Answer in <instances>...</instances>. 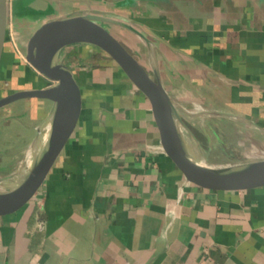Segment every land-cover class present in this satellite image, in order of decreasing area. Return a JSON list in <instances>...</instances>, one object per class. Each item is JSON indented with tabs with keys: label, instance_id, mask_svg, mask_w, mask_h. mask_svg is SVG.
<instances>
[{
	"label": "crops",
	"instance_id": "0c3cea01",
	"mask_svg": "<svg viewBox=\"0 0 264 264\" xmlns=\"http://www.w3.org/2000/svg\"><path fill=\"white\" fill-rule=\"evenodd\" d=\"M12 1L2 82L13 72L18 83L19 71L31 84L47 81L23 56L43 22L118 20L147 39L104 23L158 73L199 154L215 166L264 159V0H39L43 11ZM61 60L80 88V113L34 196L0 213V264H264V186L189 179L160 115L108 55L72 44ZM51 106L24 98L0 108V177L23 163Z\"/></svg>",
	"mask_w": 264,
	"mask_h": 264
},
{
	"label": "water",
	"instance_id": "95a60500",
	"mask_svg": "<svg viewBox=\"0 0 264 264\" xmlns=\"http://www.w3.org/2000/svg\"><path fill=\"white\" fill-rule=\"evenodd\" d=\"M11 5L14 8L20 5L34 11L44 10L39 0H13ZM8 7V0H0V61ZM104 23L123 26L142 40H147L130 25L93 14L49 19L28 38L24 60L49 84L20 89L0 97V108L24 98L48 99L52 106L37 126L23 163L0 177V213L19 208L34 196L74 130L81 108V92L70 67L61 60V51L72 44H89L103 51L146 97L160 115L172 153L189 179L216 189L244 190L264 186V159L234 166H215L193 148L191 132L180 113L182 109L166 92L158 73L154 71L155 77H150Z\"/></svg>",
	"mask_w": 264,
	"mask_h": 264
},
{
	"label": "rangeland",
	"instance_id": "374dc122",
	"mask_svg": "<svg viewBox=\"0 0 264 264\" xmlns=\"http://www.w3.org/2000/svg\"><path fill=\"white\" fill-rule=\"evenodd\" d=\"M23 56H24V54H23ZM107 56V55H106ZM145 71L147 72V74L150 76V77H152L151 76V73L148 71V70H146L145 69ZM19 77L18 78H20L19 80V82L17 83L16 82V78H15V75H14V73L12 72V77H10V81L8 80L7 82H2L3 81V77H4V72L0 69V97H3V96H5L6 94H9V93H12V92H14V91H17V90H20V89H29V88H31L33 85H35V83H30V82H26L25 81V79L24 78H26V76L27 77H29L30 75H29V73L27 72V71H25V72H21V71H19ZM25 76V77H24ZM152 78H154V77H152ZM27 79V78H26ZM48 81H42V82H40L39 83V85L37 84V85H35L36 87H42L43 85H46V84H48L47 83ZM23 101H20L18 104H17V108H18V110L19 111H21V110H23V104L24 103H22ZM14 118H10V119H7L5 122L6 123H8L9 121L11 122V121H13L14 122ZM28 122H24L23 124H22V126H24L25 124H27ZM15 129V128H14ZM16 129H18V128H16ZM12 130H13V128H12ZM19 130V129H18ZM19 133H21L20 132V130L19 131H17V132H12L11 133V137H17V136H19L20 134Z\"/></svg>",
	"mask_w": 264,
	"mask_h": 264
},
{
	"label": "trees",
	"instance_id": "16d2710c",
	"mask_svg": "<svg viewBox=\"0 0 264 264\" xmlns=\"http://www.w3.org/2000/svg\"><path fill=\"white\" fill-rule=\"evenodd\" d=\"M10 94V93H9ZM7 95V94H6Z\"/></svg>",
	"mask_w": 264,
	"mask_h": 264
}]
</instances>
